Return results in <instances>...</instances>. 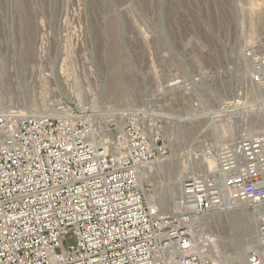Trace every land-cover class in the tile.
<instances>
[{
  "label": "built area",
  "instance_id": "obj_1",
  "mask_svg": "<svg viewBox=\"0 0 264 264\" xmlns=\"http://www.w3.org/2000/svg\"><path fill=\"white\" fill-rule=\"evenodd\" d=\"M238 7L241 71L170 76L143 107L94 95L0 111V264H264V215L243 259L202 254L196 238L215 212L264 211V6L248 22ZM175 141L184 173L164 214L149 182Z\"/></svg>",
  "mask_w": 264,
  "mask_h": 264
},
{
  "label": "rangeland",
  "instance_id": "obj_2",
  "mask_svg": "<svg viewBox=\"0 0 264 264\" xmlns=\"http://www.w3.org/2000/svg\"><path fill=\"white\" fill-rule=\"evenodd\" d=\"M238 3L250 6L247 22L264 6V0H0V111H30L32 104L41 111L52 98L94 95L102 107H143L170 76L190 84L202 69L241 71ZM185 145L173 143L171 161L149 182L164 214L180 194ZM263 215L245 205L215 212L198 220L197 237L212 257L238 258L234 247L252 248Z\"/></svg>",
  "mask_w": 264,
  "mask_h": 264
},
{
  "label": "bare ground",
  "instance_id": "obj_3",
  "mask_svg": "<svg viewBox=\"0 0 264 264\" xmlns=\"http://www.w3.org/2000/svg\"><path fill=\"white\" fill-rule=\"evenodd\" d=\"M243 8V7H242ZM254 8V7H253ZM253 10V9H252ZM117 93V91H116V89L115 88H113L112 89V91L110 90V92H109V99H112L113 98V96L115 95ZM213 94V93H212ZM98 98L96 97V98H94V100H92V101H96L97 103H98ZM32 104V103H31ZM32 106H33V111H35V112H38V111H40L39 110V108L37 107V105H35V104H32ZM29 109V108H28ZM164 164V163H163ZM161 170V168H159V166H157L156 167V170L155 171H157L158 173H159V175L161 174L160 172H162V171H160ZM179 180V179H178ZM178 182V181H177ZM176 182V183H177ZM180 186H181V184H180ZM175 190V189H174ZM180 191H181V188H180ZM173 196V195H172ZM175 198V197H174ZM171 199V198H170ZM173 199V198H172ZM165 203H166V201H165ZM252 218H253V216H252ZM254 222L256 223V217H254ZM245 226H247L246 224H245ZM246 228V227H245ZM247 229H248V227H247ZM249 233L251 232L250 231V229H248L247 230ZM247 232V233H248ZM196 238H197V241L199 242L198 243V245H199V250H200V252L202 253V254H207V255H209L208 254V252H213V250H212V248H211V246H208V245H206L205 244V242L203 241V239H201L200 238V240L198 239V237H197V234H196ZM255 242V241H254ZM253 242V244H252V247H254V245H255V243ZM251 248V247H250ZM233 250V249H232ZM234 250H235V254L237 255V256H239L238 258H236V257H227L226 256V258H224V259H241L242 258V256L244 257V255H245V253L244 252H246L247 250H249L248 248H245V246H239V247H234ZM215 252V251H214ZM209 256H211V255H209ZM241 256V257H240ZM214 258H220L218 255H216V256H214Z\"/></svg>",
  "mask_w": 264,
  "mask_h": 264
}]
</instances>
